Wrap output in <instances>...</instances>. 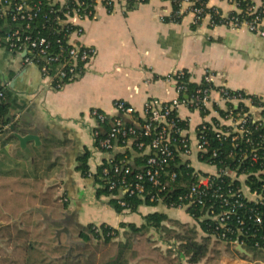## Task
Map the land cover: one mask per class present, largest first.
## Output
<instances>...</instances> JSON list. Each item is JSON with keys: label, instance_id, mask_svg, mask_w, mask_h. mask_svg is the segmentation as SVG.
<instances>
[{"label": "crops", "instance_id": "obj_1", "mask_svg": "<svg viewBox=\"0 0 264 264\" xmlns=\"http://www.w3.org/2000/svg\"><path fill=\"white\" fill-rule=\"evenodd\" d=\"M251 1L264 6V0ZM207 6L219 8L223 15L235 10L228 0H207ZM172 12L170 0H149L134 4L130 10L113 12L99 6L97 17L83 23V41L95 46L97 55L81 78L61 90L49 89L38 67L24 65L18 54L0 45V90L6 91L12 118L0 130V264H26L27 259L39 262L37 254L31 257L25 253L23 235L25 229L44 227L45 216L58 221L57 226L62 227L59 231L67 236L66 246L62 238L56 240L52 264H70L71 259L84 262L80 246L86 241L81 232L91 236L92 224L109 225L120 236L128 230L121 223L140 226L145 215L161 211L172 220L166 223L168 226L195 225L185 210L163 205H143L137 212L119 213L107 197H97L94 180L78 169L79 157L90 152L93 144L90 110L112 113L114 102L124 100L143 115L148 99L170 100L176 96L167 78L176 69L188 70L193 85L209 70L215 75L216 85L264 98V36L245 27L212 26L208 17L194 24L191 13L172 22ZM180 114L190 118L188 133L195 143L202 117L187 107H182ZM15 133L35 134L39 141L30 140L21 148ZM61 197L67 201L63 203ZM11 230L17 236L11 238ZM151 233L159 242L155 247L173 251L171 256L155 254L159 260L189 263L179 253L178 241H164L155 229ZM203 233L209 254L211 247L206 239L212 236ZM14 243L16 251L11 248ZM222 243L223 249L230 248L236 255L234 251L238 250L237 256H251L245 247L242 250ZM254 253L257 258L249 264L263 261L264 249ZM38 255L42 256L40 252ZM151 257L150 253H132L129 264H154ZM108 260L101 263L99 258L96 264Z\"/></svg>", "mask_w": 264, "mask_h": 264}, {"label": "built area", "instance_id": "obj_2", "mask_svg": "<svg viewBox=\"0 0 264 264\" xmlns=\"http://www.w3.org/2000/svg\"><path fill=\"white\" fill-rule=\"evenodd\" d=\"M170 1L176 7L172 22L191 13L194 24L208 17L212 26L245 27L264 36V6L251 0H228L235 8L229 15L209 8L207 0ZM142 2L48 0L44 6L41 0H0V45L18 54L24 65L38 67L49 89L61 90L81 78L97 55V48L83 41V23L97 17L99 6L113 12ZM167 78L176 96L148 99L143 115L124 100L114 102L112 113L90 110L93 144L88 178L101 171L108 190L160 204L180 188L171 208L204 221L218 240L244 247L241 236L246 229L264 227V98L216 85L209 70L195 86L183 68ZM2 99L5 94L0 90ZM182 107L202 117L195 143L188 133L190 118L180 114ZM119 151H129L132 158L143 156L145 163L136 166L128 155L118 158ZM115 197L125 205L120 195ZM93 229L100 232L101 226Z\"/></svg>", "mask_w": 264, "mask_h": 264}, {"label": "trees", "instance_id": "obj_3", "mask_svg": "<svg viewBox=\"0 0 264 264\" xmlns=\"http://www.w3.org/2000/svg\"><path fill=\"white\" fill-rule=\"evenodd\" d=\"M44 6L47 4L48 0H41ZM149 0H144L147 2ZM134 6V5H133ZM173 8H176L173 5ZM191 86H195L191 84ZM5 94V99L0 100V130L5 126L12 122V118L9 116V108L8 104L6 103L7 94L4 89H1ZM213 144L216 145L217 142L213 141ZM124 155H128L129 158L133 157L129 151L119 152L118 158H123ZM89 157L90 152H86L84 155L79 157V166L78 169L81 171L84 177H88V172L90 169L89 165ZM132 162L136 166H141L145 163V159L142 156H136L132 158ZM184 167L180 168V170L185 171ZM101 171H99L94 176V183L96 185V195L98 198L107 197L109 200V204L119 213L124 211L129 212H137L140 206H159L163 205L167 208H171V204L176 201L178 192H180V188H176L169 194L164 196L163 204L157 202H151L149 200H145L139 195H130L129 193L121 192L119 190L110 191L102 184V179L100 178ZM115 195H120V199L125 202V205H122L119 202V198L115 197ZM193 209L189 210V213H193ZM196 217H199L200 211L196 210ZM195 212V211H194ZM168 221H172L168 214L161 212V211H154L148 213L144 216V221L140 226H137L133 223H121V227H127L124 233V240H120L117 243V252L114 257L109 259L105 264H129V258L131 255V250L133 248L134 243V236L142 233L144 230H151L155 229L161 237H163L164 241L170 242L173 239L178 241V251L180 254L187 257L189 263H198L201 261L205 255L208 253V245L205 242H200L195 235L190 236L187 232H184L180 228H175L168 226L166 223ZM200 229L207 233L208 235L212 236V232L209 230L208 226L205 224L204 221L196 219L195 221ZM183 224L178 223L177 226H182ZM95 225H90L89 234H85L81 232V237L86 241L84 246H80L82 253L84 256L87 257L86 262L76 261L71 259L70 264H93L95 261V255L90 252V242L95 240H103L105 244L110 243L114 238L119 236V231L111 226L105 227V224L100 225L101 231L96 232L93 227ZM193 229V233H196L195 226L190 227V230ZM114 231V235L108 234L110 231ZM247 233L241 236V239L244 240L245 248L247 251H259L264 249V227H251L250 229H246ZM259 243L257 246L256 243ZM168 252H173L172 249H167ZM238 251V250H237ZM49 264V263H47Z\"/></svg>", "mask_w": 264, "mask_h": 264}, {"label": "rangeland", "instance_id": "obj_4", "mask_svg": "<svg viewBox=\"0 0 264 264\" xmlns=\"http://www.w3.org/2000/svg\"><path fill=\"white\" fill-rule=\"evenodd\" d=\"M64 198L65 197H61V200L63 203L66 202ZM149 207L153 208V206H149ZM51 218L52 217H48V216L44 217V225H43L44 227H40L36 229L35 228L25 229L24 235H23L25 238V241H24L25 245L22 247L23 249H25L24 251L27 254V256L32 257L34 256V254H37L39 258V262L38 260L33 261L30 259L29 260L27 259L26 264H36V263L52 264V256L56 255L57 253L55 252L56 242H57L56 240L58 238H62L64 246H66V238H67L66 234L64 235L61 234L59 230L62 229V227L57 226L59 222L53 221ZM194 226H195V229H197L195 231L196 233H193V229L190 230V227H192L190 224H183L182 226H177V228H180L184 232H187L190 236L195 235L200 242H204L205 235L203 231H201V229L198 227V225H196V223ZM151 230H144L142 233L134 236V239L136 240L134 241L133 246L135 245V243L137 245L134 246V249L132 248L130 257H132V253L138 252L141 255H144L145 253H148V254L150 253L152 256L151 259L154 260L152 261L154 264H169L167 261L159 260L158 257L154 256L155 254H161V253L164 254V256H171L170 255L171 253L167 252V250L166 251L162 250L160 247H155L156 245L159 244V242L152 239V238L155 239L156 235L152 234ZM13 234L14 236H17V232L12 233V230H11V238L13 237L12 236ZM76 237H77V234H76ZM212 237L216 239V241H214ZM212 237H208V239H206L208 244L211 247V250L209 254L205 255L204 259L201 261V264H249V262H252L253 260L257 258L254 253L255 251H252V250H249L248 254H250L251 256H246L247 259L245 257L237 256L240 253L238 254L237 251H234L237 253L236 255L232 252L230 248L223 249L222 241L220 242V240H218L215 236H212ZM122 239L123 240L125 239L124 233L123 235H120L114 238L108 244H105L102 239L101 240L93 239V241L90 242L91 248H89L90 252L95 255L94 257L95 263L93 264H96L97 263L96 261L99 258L101 259V263H102L104 260L111 259L112 257H114L116 255L117 248H118L117 243ZM11 248H14V251H16L17 243H14L13 245H11ZM39 252L41 253L42 256H39L40 254L38 255ZM86 259L87 257L85 256L84 263L86 262ZM180 259L181 258H179V260L177 259L179 263H180ZM183 264H189V263L184 261ZM257 264H264V258H263V261Z\"/></svg>", "mask_w": 264, "mask_h": 264}, {"label": "water", "instance_id": "obj_5", "mask_svg": "<svg viewBox=\"0 0 264 264\" xmlns=\"http://www.w3.org/2000/svg\"><path fill=\"white\" fill-rule=\"evenodd\" d=\"M15 136L18 138L19 141L17 145L21 148H25L30 140H35L36 142L37 140L39 141L38 136L35 134L28 133L23 135L20 133H15ZM238 248L243 250V247L241 245H238Z\"/></svg>", "mask_w": 264, "mask_h": 264}]
</instances>
